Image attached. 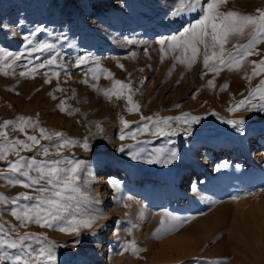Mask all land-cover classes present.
I'll return each instance as SVG.
<instances>
[{
	"label": "rangeland",
	"instance_id": "obj_1",
	"mask_svg": "<svg viewBox=\"0 0 264 264\" xmlns=\"http://www.w3.org/2000/svg\"><path fill=\"white\" fill-rule=\"evenodd\" d=\"M210 2L201 0L196 12L173 17L170 13L179 0H0V48L21 56L7 69V76L0 71V125L19 116L30 117L38 127L26 128L27 135L39 138L42 127L47 134L60 132L79 141L57 149L61 140L41 138L40 145L49 149L47 156L35 146L19 155L40 161H84L80 194L69 202L65 216L103 217L79 235L60 232L63 222L52 229L34 223L22 227L10 209L35 201L13 205L11 200L21 193L33 197L39 193L0 178V194L10 201L0 204V225L9 232L17 229L13 238L24 233L47 237L55 245L52 264H254L258 260L262 261L257 264H264V111H228L264 80V74L251 83L244 78L252 72L249 61L264 58V43L256 47L261 55L248 57L242 69L224 68L219 73L203 67V46L190 69L176 59L182 56V45L169 48L168 38L195 24ZM257 9H264V0H228L221 10L255 15ZM25 37L33 43L29 45ZM247 39L231 38L226 49L233 51L232 44H244ZM39 42L55 48L31 52ZM84 56L87 62L78 67L77 58ZM53 57L56 63L47 64ZM21 72L34 78L21 77ZM116 80L128 84L131 91L125 89L120 99H106L103 90L111 89ZM209 81L215 87H209ZM225 84L228 88L222 90ZM129 94L139 105L138 112L127 110ZM61 102L66 111L60 110ZM260 103L258 98L251 100V104ZM185 113L201 119L190 131L187 124L170 120L171 127L165 131L175 135H153L154 124L141 120L142 116L155 120ZM240 119L244 120L242 131L225 122ZM122 120L130 127L125 128ZM5 131L10 140H26L25 133L12 126ZM85 139L88 151L82 147ZM216 139L226 145L215 150ZM242 139L248 152L242 149ZM262 139V144H256ZM157 149H163L165 157L176 151L177 157L170 164L145 163ZM17 159L12 153L0 160V173L10 175L8 164ZM102 177L117 181L119 190L94 180ZM165 212L176 218L175 227L157 233ZM132 242L139 251H124ZM27 244L34 249L46 246L35 241ZM169 247L184 249L176 253ZM9 252L17 254V250ZM163 256L166 261H159Z\"/></svg>",
	"mask_w": 264,
	"mask_h": 264
},
{
	"label": "snow or ice",
	"instance_id": "obj_2",
	"mask_svg": "<svg viewBox=\"0 0 264 264\" xmlns=\"http://www.w3.org/2000/svg\"><path fill=\"white\" fill-rule=\"evenodd\" d=\"M200 3L201 0H179L178 6L170 15L175 17L183 13L196 12ZM227 3L228 0H211L210 3H207L205 8L201 9L203 14L195 24H190L188 27H185L178 36L174 35L168 38L172 42L169 44L170 49L182 45V56L176 57L179 63L186 64L189 69L193 67L200 54V46H203L204 49L203 67L213 73H219L224 68L239 71L244 67V62L248 57L261 55L256 51V47L258 44L264 43V9H257L255 15L243 14L235 10L222 11V7ZM20 23L22 24L23 22L21 21ZM3 27L6 28L7 25H3ZM246 36L248 37L247 43L232 44L233 51H228L226 49V45L230 42L231 38L239 40ZM25 40L29 45L33 43L30 37H25ZM158 43L161 45V51L163 52L165 41L161 39ZM54 48L55 45L52 43L39 42L31 49V52L51 51ZM189 51L191 52L190 56L187 55ZM9 57H13L11 63H2L7 61ZM19 59H21L20 55H14L0 48V63H2L0 71L3 72V75L7 76V69H11L15 61ZM87 60V56L78 57L76 65L79 67L85 64ZM210 61L213 62L211 68H209ZM54 63H56L55 57L47 61L49 65ZM249 63L253 66L252 72L250 76L245 75L244 78L251 83L254 77L264 74V58L258 61H249ZM44 66V64H41L39 67ZM118 66L123 68V65ZM35 71L36 69L32 70V72ZM19 75L21 77L34 78L32 73L21 72ZM111 75V73H108V78H111ZM49 82L48 80L45 81V83ZM85 83H87V81H85ZM209 87H215L213 81H209ZM227 88L228 85L225 84L222 90H226ZM125 89H128L129 92L131 91L128 84L116 80L113 83V87L103 90L102 94L109 100L113 97L120 99ZM57 90L62 91V89ZM256 98L262 101V103L251 104V100ZM126 99L130 105L127 110L130 113L133 111L138 112L139 105L133 103L132 96L129 94ZM60 110L66 111L63 102H61ZM243 110L264 111V80H261L260 85L249 92L248 98L238 101L228 109L230 113ZM172 119L187 124L188 129H186V131H190L191 125L199 123L201 118L191 115L190 113H185L183 116L175 118L157 117L155 120L152 117H141V120H148L154 124L156 131L152 134L158 136L175 135L174 131H165V128L171 127L170 120ZM225 122L230 124L237 131H242L243 129V119L228 120ZM122 123L125 128L130 127L127 120H122ZM9 126H12L14 131L18 130L21 133H25L26 140H10L7 131H5ZM95 126L98 131H103L100 124L97 123ZM28 127L36 128L38 127V122H33L30 117L19 116L14 121L6 120L0 125V138L4 140V143L0 144V160L6 159L7 156L12 153H15L19 157V159L9 162L8 171L10 175L4 176L0 173V178L7 180L9 184L14 186L18 185L24 188H34V190L39 193L35 197L26 193H21L13 198L11 200L13 205L21 200L35 201V203L32 205L25 204L20 208L13 207L10 209V214L17 221H20L22 227L34 223L38 227L52 229L55 225L63 222L58 230L62 233H75L76 235H79L81 229H92L97 219L103 217L98 214H88L80 218L72 217L71 219H67L65 216V213L68 212L70 207L69 202L75 200L77 195L80 194L78 185L80 179L79 172L82 170L84 161H62L60 159L40 161L36 158H26L19 155L21 150L31 151L35 146L42 151L44 156H47L49 154V149L40 145L41 138L52 140L53 137H56L61 140L60 143L55 145L57 149L67 145L76 146L80 142L64 138V134L60 132L47 134V130L42 127L39 128V138L35 135H27L26 128ZM147 128L148 125L145 124L144 130H147ZM131 135L132 138L135 139V134ZM120 139H125V136L121 135ZM82 147L86 151L90 150V146L86 139ZM120 151L123 152L124 149L121 148ZM56 155H60L59 151H57ZM176 157V151H171L165 157L164 150L157 149L155 150V154L150 155L144 162L148 164L161 162L170 164ZM137 158L138 154L134 153L133 159ZM62 163H66L70 165V167H60ZM223 166H227V162H225ZM217 170H219V168ZM32 173H36V175H32ZM16 177H23L24 179H17ZM42 181L43 184H41ZM108 183L117 191L119 190L117 181L110 179ZM9 202V198L0 194V204H8ZM141 217H143V213H141ZM175 220L176 218L172 217L171 214L167 212L163 213L157 233L174 228ZM16 232L17 229H11L10 232L5 231L4 226L0 225V264H52V262L55 261V245L53 242L48 241L47 237L41 238L35 234L24 233L22 236L13 238ZM29 241H35L42 245L46 244V246L34 249L30 244L26 245V242ZM129 249H131L133 253L139 251V249L135 248L134 242L126 246L124 251H128ZM9 250H17V254H10ZM120 254L122 255L123 252ZM216 264H221V262H216Z\"/></svg>",
	"mask_w": 264,
	"mask_h": 264
},
{
	"label": "bare ground",
	"instance_id": "obj_3",
	"mask_svg": "<svg viewBox=\"0 0 264 264\" xmlns=\"http://www.w3.org/2000/svg\"><path fill=\"white\" fill-rule=\"evenodd\" d=\"M241 141V140H240ZM262 142H263V139L262 140H260L258 143H256V144H262ZM254 144H255V142H253ZM241 144V146H242V149H243V151H245V152H248V145L246 144V141H244L243 139H242V142L240 143ZM212 145H213V147L215 148V150H218L219 148H221L223 145H226L225 143H223V142H221L219 139H216L213 143H212ZM263 155V154H262ZM176 177V176H175ZM108 179V178H107ZM95 181H97L99 184L100 183H103V182H105V183H107V184H109L108 183V181L109 180H106V178H103L102 177V179H100V180H96V179H94ZM174 180H176V179H174ZM106 184V185H107ZM257 217V216H256ZM257 219V218H256ZM262 222H264V221H262ZM182 249H184V248H182ZM182 249H177V248H174V247H169V250H170V252L171 251H173V250H175L176 251V253L178 252V251H180V250H182ZM230 250V249H229ZM178 255V254H177ZM261 256V255H260ZM166 259L167 258H165L164 256H163V258L161 259V260H159V261H161V262H163V261H166ZM261 259V258H260ZM158 261V262H159ZM259 262H261L262 260H258ZM258 261H255V263L254 264H257L256 262H258ZM258 264H260V263H258Z\"/></svg>",
	"mask_w": 264,
	"mask_h": 264
}]
</instances>
